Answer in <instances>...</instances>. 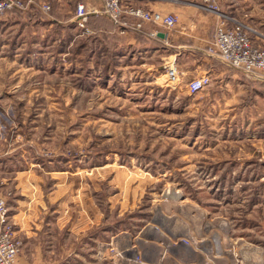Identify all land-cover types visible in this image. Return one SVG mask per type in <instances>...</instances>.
Segmentation results:
<instances>
[{
  "label": "rangeland",
  "instance_id": "1",
  "mask_svg": "<svg viewBox=\"0 0 264 264\" xmlns=\"http://www.w3.org/2000/svg\"><path fill=\"white\" fill-rule=\"evenodd\" d=\"M22 1L25 8L0 15V193L7 203L38 209L50 196L79 224L94 214L98 230L109 232L152 222L166 231L174 217L191 219L188 229L222 231L219 264L260 263L264 89L244 77L249 85L237 99L250 114L240 110L234 119L224 82L210 78L189 95L190 74L180 66L186 58L166 60V45L139 46L159 52L130 60L134 46L104 43L93 26H78L75 7L85 0ZM164 63L183 74L175 88ZM22 249L23 242L19 256ZM77 252L70 264L93 261L87 249Z\"/></svg>",
  "mask_w": 264,
  "mask_h": 264
},
{
  "label": "crops",
  "instance_id": "2",
  "mask_svg": "<svg viewBox=\"0 0 264 264\" xmlns=\"http://www.w3.org/2000/svg\"><path fill=\"white\" fill-rule=\"evenodd\" d=\"M85 2L88 10L92 11L102 6L99 0ZM123 4L162 15H175L178 23L172 30L145 26L148 33L156 31L157 37L159 34L164 35V38L158 37L154 40L166 45L164 51H161L168 53L166 60L170 56L176 57L179 61L185 57V64L180 66L188 68L185 75L190 74L189 80L193 73L208 72L212 81H223L225 90H228L233 102L231 111H236L234 119L235 116H240L237 114L240 110V114L245 110L249 113L251 106L242 105L237 99L240 94L247 91L245 89L249 84L245 81V76L224 70L205 53L213 39L218 17L202 10L201 0H123ZM220 9L232 23L239 22L248 27L252 44L264 49V0H223L220 2ZM120 36L126 46H134L138 51L131 55L130 60L137 57L141 60L142 56L149 52L155 54L159 52L151 49L141 50L131 34L125 33ZM170 49L174 50V55H169ZM120 56L126 58V55ZM165 66L166 63L163 64V69ZM252 84L256 86L255 88L264 89L259 83ZM247 120L246 115V122ZM12 202H8L9 215L15 224L16 233L23 242L18 264H70L68 259L76 255L79 249H87L93 259L86 264H219L222 260V231L188 229L186 223L193 222L191 219L174 217L170 219L171 228L166 231H162L157 223L151 221L150 225L137 232L123 228L109 232L107 229L98 230L101 219L96 218L94 214L87 215L85 221L81 218L79 224L78 219L69 213L70 208L66 203L57 204V200L50 196H46L45 202L39 199L38 209L32 202L26 203L20 199ZM53 204L56 206L51 208ZM199 226L201 227L195 225ZM118 252H121L123 257H119ZM137 258L141 259V263L136 260ZM257 264H264V248L262 261Z\"/></svg>",
  "mask_w": 264,
  "mask_h": 264
},
{
  "label": "built area",
  "instance_id": "3",
  "mask_svg": "<svg viewBox=\"0 0 264 264\" xmlns=\"http://www.w3.org/2000/svg\"><path fill=\"white\" fill-rule=\"evenodd\" d=\"M222 1L201 0L200 8L218 17L214 36L206 53L209 57L243 74L247 79L264 86V49L252 44L248 27L239 22L232 23L231 19L223 14L220 9ZM13 8L22 9L25 5L22 0H0V15ZM41 8L44 11L49 10L48 5H42ZM90 14L104 15L118 25L120 34L127 31L139 32L153 39H158L157 32H146V25L172 30L178 23L177 17L173 14L162 15L157 12H148L125 5L123 0H102L101 8L96 11L88 10L83 4L77 6L75 18L78 26L86 32H90L85 26ZM165 70L169 86L175 88L183 74L179 72L175 63L165 66ZM209 82L210 77L207 74L198 75L190 79L186 89L189 95H195L201 92ZM7 204L6 199L0 193V264H18L22 241L16 236ZM184 242L187 243V241ZM117 255L123 257L121 252ZM136 260L141 263V259Z\"/></svg>",
  "mask_w": 264,
  "mask_h": 264
},
{
  "label": "trees",
  "instance_id": "4",
  "mask_svg": "<svg viewBox=\"0 0 264 264\" xmlns=\"http://www.w3.org/2000/svg\"><path fill=\"white\" fill-rule=\"evenodd\" d=\"M80 2L81 1H77L76 7H75V14H76L77 6ZM15 11L16 9H12L4 13H13ZM103 16L90 14L86 19L85 26L86 27L93 26L94 34L96 38H99L104 43H108V40L112 42L117 41L119 43L123 41L122 36L119 35L120 29L118 25L113 23L107 17L105 16L103 17ZM126 33L134 36L137 42L136 44L139 46H146L147 44L155 45L156 47L160 46L159 44H157L156 40L144 35L143 33L132 32V31H127Z\"/></svg>",
  "mask_w": 264,
  "mask_h": 264
},
{
  "label": "water",
  "instance_id": "5",
  "mask_svg": "<svg viewBox=\"0 0 264 264\" xmlns=\"http://www.w3.org/2000/svg\"><path fill=\"white\" fill-rule=\"evenodd\" d=\"M158 37L164 38V35H162V34H159V35H158Z\"/></svg>",
  "mask_w": 264,
  "mask_h": 264
}]
</instances>
